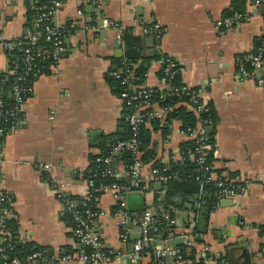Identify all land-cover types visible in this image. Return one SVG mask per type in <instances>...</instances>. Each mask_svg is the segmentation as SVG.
Masks as SVG:
<instances>
[{
  "label": "crops",
  "instance_id": "0c3cea01",
  "mask_svg": "<svg viewBox=\"0 0 264 264\" xmlns=\"http://www.w3.org/2000/svg\"><path fill=\"white\" fill-rule=\"evenodd\" d=\"M39 1L0 0V43L23 42L34 31L29 13ZM255 1L62 0L54 22L65 28L66 54L57 67H46L33 80L13 130L2 138L0 185L12 199L10 219L18 242L43 249L45 264H78L61 261L66 254L79 253L62 199L84 195L91 157L100 155L108 142L121 138L126 130V110L107 79L124 49L116 28L109 25L116 23L138 37L133 48L141 56L156 52L172 57L179 66L180 83L198 88L201 101L212 105L215 122L208 134L213 140V170L253 180L244 195L219 200L206 221L195 199L174 210L175 226L165 238L153 231L148 237L151 251L142 255L141 264H264V86L258 87L254 78L235 76L236 57L250 52L261 35ZM234 2L251 11L252 19L227 32L216 31L214 24ZM153 20L162 30L158 42L143 32V25ZM7 52L0 45V78L8 74ZM158 58L144 74L146 87L159 86ZM258 73L264 78V70ZM145 128L153 151V159L143 163L142 181L148 185L152 164L180 159L179 146L187 140L180 133L179 120L165 135L149 124ZM45 164L51 166L49 172L40 169ZM114 168L118 181L132 183L122 161H115ZM164 191L129 193L126 201L150 204L137 214H156L154 198L159 196L160 201ZM114 208L111 195L102 194L97 203L101 241L107 250L128 255L141 233L130 217L127 241L121 243ZM194 226L200 233L199 241L193 240V260L155 255L164 245L178 246L177 235H191ZM123 264H130L127 258Z\"/></svg>",
  "mask_w": 264,
  "mask_h": 264
},
{
  "label": "built area",
  "instance_id": "2783aa9c",
  "mask_svg": "<svg viewBox=\"0 0 264 264\" xmlns=\"http://www.w3.org/2000/svg\"><path fill=\"white\" fill-rule=\"evenodd\" d=\"M39 3V5L37 4L32 8L34 12L32 18L34 31L29 32L26 36L27 47L21 50L23 53L21 64H15L13 67H10L9 63L7 75H12L15 81L9 89L13 101L10 107H6L4 103L3 95L5 90L3 89V85L0 84V155L4 134L8 130H13L23 101L32 92L31 85L33 80L42 73V70L37 67L36 62L47 61L49 62L48 66L57 67L66 54V46L63 42L65 28L54 22L62 7V0H40ZM262 5H264V0H256L253 3L254 11ZM252 17L253 13L251 11H244L242 13L233 11L230 15L219 19L214 24V28L216 31L224 33L240 27L243 23L251 20ZM51 20H53L54 25H51ZM260 21L262 30L259 43L250 52L236 57L237 71L235 76L238 80H250L254 78L257 86L263 87L264 78L258 71L264 70V15L260 16ZM106 24L107 22H105ZM109 25L116 28L117 36L121 38L123 29L116 25V23H109ZM38 27L41 28L38 29ZM143 32H151L156 42L162 36V30L154 20L147 27L143 25ZM39 38H43L44 43L48 45H39L34 48ZM22 43L17 41L2 42L0 45L6 51H12L19 48ZM158 62L160 63L161 74L164 76L163 78H158V87H146L142 83H136L137 78L133 76V65L124 64L118 68H112L108 72L111 77L118 81L121 87L118 98L122 107L127 111L125 121L130 135L126 140L117 141L112 145L107 154L100 155L95 160V162L101 163L103 166L100 171L101 177L111 178V183L103 186H94L93 180L89 177L87 179L88 189L83 196L72 200L62 199L64 209L71 219V235L74 243L79 247V253L77 255L66 254L61 258V261H74L78 264H123L125 263V258H127L130 264H141L142 255L145 253V249L149 247L147 231L150 228L156 231L158 220L156 219V214L149 211L132 216L126 208V196L133 192L144 193L153 190L162 192V190L158 191L154 188L156 183L165 187L168 181L177 178V172H169V167L151 166L149 173L150 183L148 185L143 183L144 165L141 161V151L138 148L139 142L137 139L142 125L156 120L161 127L165 126L169 132L173 122L178 119H167L168 113L175 108V105H184L196 117L194 126H181L180 128V133L183 137L194 145L188 157L194 159L200 165L203 162V155L210 149V144L208 143L209 134L206 129L211 127L212 124L210 120L200 117L204 112V103L199 97L200 90L185 84L173 87L170 80L175 73L179 72L178 64L168 55H160ZM155 92H158L157 99H152V95ZM170 95H174L179 99L187 96L189 101H181L166 106L158 104V102L167 99ZM122 150L130 152L132 157L131 163L124 165V170L128 177L132 179V183H124L118 180L113 181V178H117L113 165V157ZM179 158L181 159V156ZM172 160L174 159L172 158ZM40 169L44 172H49L51 166L45 164ZM200 171L202 175L197 176L195 179L197 181H212L217 188L215 195L219 200L244 195L249 185L253 182L251 179L240 176H235L231 179H227L224 175L217 176L213 172L211 165L201 167ZM104 193L110 194L114 201L115 208L112 214L114 216V224L120 231L119 238L121 243L124 244L127 241L125 228L130 217H132L130 222L138 226L140 230V238L132 243V250L128 255L118 250H107L101 241L98 224V218L101 213L97 209V203L100 196ZM62 195L60 194L61 198H63ZM11 206V197L2 190L0 185L1 264H45L46 258L43 251H35L22 258L9 257L3 251L1 244L5 241V237L10 235V232L6 229V221L11 217ZM164 220L169 226H175L176 224V219L174 217L171 218L168 213L164 214ZM169 235L173 237L172 233ZM177 236L182 238L183 244L187 248L193 246V239L189 233L185 232ZM155 255L157 257H170L175 261H183V255L178 246L164 245L160 249L155 250Z\"/></svg>",
  "mask_w": 264,
  "mask_h": 264
},
{
  "label": "trees",
  "instance_id": "16d2710c",
  "mask_svg": "<svg viewBox=\"0 0 264 264\" xmlns=\"http://www.w3.org/2000/svg\"><path fill=\"white\" fill-rule=\"evenodd\" d=\"M40 4V3H39ZM38 4V5H39ZM233 11L238 12H244L237 3H232L231 9L229 12L225 15H230ZM33 10H30V20L33 18ZM32 26H34L33 23H31ZM30 25V26H31ZM51 25H54L53 20H51ZM150 24H144L145 27L149 26ZM41 27H38V29ZM37 30V29H36ZM66 32V31H65ZM130 28H126L123 30V33L121 35V41L123 42V55L120 59L115 61V64L113 66V69L115 67H120L124 64H129L130 66H134L133 68V76L136 79V83H142L144 80V74L147 72L150 62L152 60H156L159 55L156 52H153L152 55L149 56H141L138 51L134 50L133 48V42L135 40H138V37H133L130 33ZM146 35L153 38L154 42H156L155 37L152 35L151 32L145 33ZM66 37V33H65ZM64 37V39H65ZM260 38V37H259ZM256 42V46L259 43V39ZM63 39V42H64ZM39 45H48L47 43H44L43 38H39L34 48L38 47ZM25 47H27L26 41L24 40L23 43L19 46V48H16L12 51H8V58L10 67H13L15 64L20 65L21 59L23 57V53L21 50H23ZM125 59V60H124ZM126 61V62H125ZM37 67L42 70V72H45L46 67H48L49 62L47 61H38L36 62ZM12 64V65H11ZM245 66L247 67L246 63ZM179 68V66H178ZM20 73V71H18ZM163 74H161V71L158 72V78H163ZM32 78V77H31ZM108 82L111 84L112 87H114V90L116 93L120 92V85L118 81H116L113 77H111L109 74L107 75ZM2 81V82H1ZM171 85L173 87H179L181 85L179 80V72L175 73L171 77ZM15 83L14 77L12 75H2L0 78V84L3 85L4 95V103L6 107H10L13 104L12 101V95L9 92V89L11 85ZM157 93L155 92L152 95V99H157ZM188 102V97L183 96L181 99L175 97L174 95H170L167 99L158 102L159 105H172L176 104L177 102ZM127 113V111H126ZM202 119L210 120L211 124L215 122V112L212 109V105H205L204 104V112L200 116ZM174 118L178 119L181 122L182 127L186 126H194L196 123V117L194 116L193 112L191 110H188L187 107L184 105H175V108L168 113L167 119ZM153 130L160 129L163 134L165 135L168 130L167 128L161 127L156 120L151 121L148 123ZM146 125H142L140 127L137 139L139 142L138 148L141 151V161L143 163H148L153 159V151L148 148L150 144V131L145 128ZM130 133L128 130V127L126 126L125 134L119 139H114L113 141H110L107 143V145L102 149V152L100 155H105L109 152L112 145L115 144L117 141L120 140H126L129 137ZM210 149L206 152L205 155H203V162L199 165L196 163L194 159H191L188 157L189 152L193 150V143L191 141H186L182 143L179 146V154L181 156L180 160H170L166 164H159V163H153L152 167H160V166H166L169 167V172H177V178L171 179L167 182L165 185V197L163 200H158L159 196H155L154 203L155 206L158 207V211L156 213V219L158 220L156 224V233L159 235H162L163 238L167 236V234L170 232L172 226H169L167 222L164 220V214L168 213V215L172 218L174 217V210H182L186 204H193V199L198 203V212L201 213V216L206 221L209 213L213 211L218 205H219V199L216 197V186L212 181H197L195 178L197 176H201L202 173L200 171V168L206 165H211L213 162V140H212V133L209 134V141ZM96 157H91V164L89 166V169L87 171L86 177L93 180L94 186H103L106 184L111 183L112 179L107 177H101L100 171L102 169V164L95 162ZM131 154L130 152L126 150H122L119 153H117L113 157V165L115 164V161H122L124 165H128L131 163ZM115 169V168H114ZM213 170V168H212ZM213 172L217 175H224L219 170H213ZM227 179H231L235 176H238L237 174H225ZM113 181H117V178H113ZM173 210V212H172ZM197 210V208H196ZM195 210V211H196ZM66 215L69 218L68 213ZM71 221V219L69 218ZM188 226V225H187ZM190 226V225H189ZM16 226L14 225V221L11 219H8L6 221V229L11 233L8 237H5V241L1 244L2 249L5 253L8 254L9 257H19L22 258L30 253H33L35 251L42 252L43 249L36 245L28 244V243H20L18 242V239H16L15 234H13ZM199 228L194 226L192 227L191 231V237L193 236V240L199 241ZM261 233L264 235V226L261 228ZM177 235V234H176ZM178 247L181 249V253L183 255V260L185 259H191L194 258V248H187L186 245L181 244L178 245ZM147 251H151L150 247L145 249V253ZM44 254V253H43ZM2 260L0 259V264ZM193 264H203L201 261H198Z\"/></svg>",
  "mask_w": 264,
  "mask_h": 264
},
{
  "label": "water",
  "instance_id": "95a60500",
  "mask_svg": "<svg viewBox=\"0 0 264 264\" xmlns=\"http://www.w3.org/2000/svg\"><path fill=\"white\" fill-rule=\"evenodd\" d=\"M254 13H257L259 15H264V5L259 6L258 9L254 11ZM206 131H207V133H210L211 132V128L208 127L206 129ZM154 188L157 189L158 191L159 190H165V187H162L161 184H159V183H156L154 185ZM164 197H165V191L160 195L161 200H163ZM145 207L149 208L150 204H145L143 202L135 203V202H129V201H127V204H126V208H127V210L129 212L132 213V216H135L138 212L143 211L145 209ZM152 234H153V229L150 228L147 231V237H151ZM176 243H177V245H181L183 243L182 238L178 237L176 239Z\"/></svg>",
  "mask_w": 264,
  "mask_h": 264
}]
</instances>
